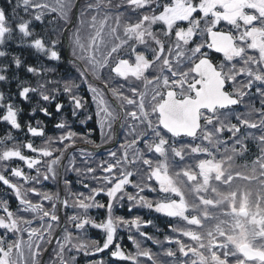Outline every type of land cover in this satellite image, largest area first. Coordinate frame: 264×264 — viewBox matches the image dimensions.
<instances>
[{"label":"snow or ice","instance_id":"obj_1","mask_svg":"<svg viewBox=\"0 0 264 264\" xmlns=\"http://www.w3.org/2000/svg\"><path fill=\"white\" fill-rule=\"evenodd\" d=\"M153 3L17 0L13 13L21 7L25 14L34 13L31 20L16 25L19 33L30 37L32 20L43 23L51 17L49 23L57 26L53 31L70 50L69 64L76 72V77L62 84L45 80L37 87L22 86L19 96L27 100L30 93L39 92L41 100L49 102L55 97L47 86L55 84L52 92L62 89L75 117L86 107L87 101L77 94L86 85L95 111L85 120L95 118L102 143L90 139L91 132L80 135L61 121L55 125L61 134L49 136L39 147L29 141L0 149V162L18 159L36 173L28 174L20 167L11 169V178L0 173V183L18 201L12 210L7 200H0V264H43L42 257L54 241L53 264H75V256L70 255L73 250L89 255L110 249L119 228L139 232L142 225L151 223L140 217L116 216L114 210L125 198L129 211L133 205L143 206L186 222L184 229H173L192 242L174 241L185 264L189 255L194 258L191 264H264V0H168L163 5L157 2L156 9L147 12ZM222 21L231 30H217ZM156 25H162L159 32L154 30ZM12 31L6 10L0 7V45ZM198 36L205 39L197 43ZM59 43V39H52L46 45L42 38H36L31 46L50 60L59 61ZM205 49L222 54L223 62L215 64ZM5 55L0 51V57ZM14 63L19 67L21 61L15 58ZM27 71L41 74L31 66ZM5 79L0 74V81ZM3 101L0 93V108L4 109L0 121L21 129L19 110ZM241 105L247 110L236 113L232 122L234 109ZM55 107L60 112L64 105L57 103ZM40 111L51 115L47 108ZM121 131L122 142L99 164H95L94 151L76 147L82 140L98 149L118 139ZM27 132L32 137L45 135L39 121L36 127L29 124ZM225 133L230 135L222 139ZM180 137L192 138L193 143L177 146ZM12 139L8 134L0 142ZM141 143L144 149L139 147ZM250 143L257 145L258 155L250 166L245 164L243 171L238 170L235 160L248 154ZM24 149L33 155H25ZM177 158L180 162L194 158L196 163L174 171ZM78 162L83 166H77ZM69 172L88 177L96 186L80 180L87 195L69 191L63 199L59 192L41 190L43 182L49 180L57 185L62 180L65 188H70L66 178ZM134 177L139 179L134 182ZM237 181L245 183L241 186ZM29 184L33 186L26 187ZM251 184L256 185L255 191L247 187ZM129 186L134 193L126 190ZM145 190H158L163 198L155 202L147 199L142 194ZM29 194L37 199L29 198ZM101 194L107 198L106 204L99 202ZM69 208L73 214L67 216V224H62L61 209ZM93 208L106 209L105 218L97 222L88 215ZM206 222L210 224L207 228ZM88 226L105 234L102 245L83 238ZM73 230L80 235L74 236ZM140 235L152 239L147 233ZM129 239L137 251L125 253L115 244L113 258L129 264H164L159 254L141 248L131 235ZM165 239L173 242L170 237ZM163 256L173 258L176 253L167 249Z\"/></svg>","mask_w":264,"mask_h":264},{"label":"flooded vegetation","instance_id":"obj_2","mask_svg":"<svg viewBox=\"0 0 264 264\" xmlns=\"http://www.w3.org/2000/svg\"><path fill=\"white\" fill-rule=\"evenodd\" d=\"M159 3L160 5H163L164 3H167V0H154V3L151 8L146 9L147 12L151 13L153 10L156 9V3ZM3 8V7H2ZM18 18L21 17V14L17 15ZM133 22H135V15L132 17ZM20 22H9L10 26L12 27L13 31L12 33L6 37L5 43L3 45H0V51H4L6 53L5 56L0 57V69H5L4 71H0V74L5 75L6 79L4 81H0V93H3L4 95V101L3 103L6 105L8 103L13 104L15 108H17L18 111V121L21 124V129L16 130L12 129L6 122L0 121V141H3L4 138L11 134L13 143L11 144V147L15 144H24L29 141H32L35 146L39 147L43 144V141L46 140L49 136L57 137L58 134L54 133L53 127L63 121L68 127H70L73 131L77 132L80 135L87 134L91 132V135L89 136L90 139L95 141L97 144L102 143L101 134L99 131V128L96 125L95 118L93 117L92 120H85V117L94 113L95 111V105L92 104L91 101V93L87 91V86H82L79 91L78 95H81L84 97V99L87 101L86 107L83 110H80L77 116L72 115V109L73 105L71 104L69 98L67 95L63 94L62 89L58 92L53 93L52 92V86L53 84L48 85L47 91L48 93L52 94L55 99L45 102L41 100L40 94L37 93H30L29 99L25 100L19 96V87L15 85V82L18 83L20 79V75L23 72V70L26 68L22 66V60L28 57L30 60H32L34 63L37 58H40L42 55L41 52H38L34 47L31 46L32 40L36 38H42L45 43H50L52 39H57L55 35H53V28L52 26L54 24H50L49 21H45L43 23L38 21H32V23L29 26L30 32H32V36L30 37H23L21 33L16 28V25ZM180 23V26L187 27V24L184 22H178ZM56 26V25H55ZM45 27V32H41L42 28ZM203 27V25H202ZM162 28V25H156L154 26V30L159 32ZM217 30H223V31H229L231 30L230 26H228L225 22H221L217 26ZM197 43H200L202 40L205 39L203 36H198L195 38ZM28 41V46L24 44L25 41ZM23 43V45H22ZM209 52V56L212 59V61L219 65L221 62H223L224 58L223 55L220 53H215L214 51L207 50ZM61 54L60 61H55L54 68L50 72H44V76L46 80H52L53 77L60 74L61 77V84L64 80L69 79V74L71 71H74V67H69V59L65 56V52L60 50H57ZM45 60H47L49 63L48 69L52 68L53 60H50L48 58V55L44 54ZM19 58L21 61V64L19 67L16 66L14 63V59ZM150 58V57H149ZM60 65V66H59ZM75 72V71H74ZM55 73V74H54ZM49 77V79H47ZM243 79V77H241ZM80 81L77 78V84H79ZM240 83V80L237 81V84ZM30 87H33V85H29ZM35 87V86H34ZM229 91H231V87L228 88ZM255 89H252V92L254 93ZM250 99V98H249ZM249 99L245 100V105L248 104ZM61 103L64 105L63 109L60 112L56 111V104ZM255 104L257 107H259V100L258 98L255 100ZM47 108L48 111L51 113L50 116H45L41 111L40 108ZM33 108L36 109L35 112H33ZM247 109L244 105H241L234 109L232 122H235V114L236 113H242L245 112ZM4 109L0 108V115H3ZM85 120V123L81 124L80 121ZM37 121L40 122V127L44 128L45 135L43 138L40 137H32L27 132V126L31 124L33 127L37 126ZM68 129L66 128L65 131ZM61 134V132H60ZM59 134V135H60ZM229 133H225L221 138L227 139ZM124 138V133L121 131L119 132V138L115 139L107 144H103L102 147L98 149H93L92 145H86L83 143L82 140L77 141L76 147H84L88 149L89 151L95 152V164H99L102 160L107 159V153L108 151H115L119 144L122 142ZM177 146L180 144H190L193 143L192 138L188 137H180L177 138ZM9 142V141H7ZM170 139V143H171ZM196 144L200 143V140L195 141ZM5 147V142H0V149ZM8 147H10L8 145ZM141 149H144V145L141 143L139 145ZM25 155H33L30 153L27 149L23 150ZM258 155V147L255 143L249 144V152L246 156L243 158L235 160L234 167H236L238 170L243 171V166L245 164L251 165V161L256 158ZM199 158H204L203 156ZM196 160L194 158H186L183 162H180L177 158V164L176 168L173 169L178 170L179 168L184 167L187 164H195ZM77 166L82 167L83 165L78 162ZM95 166V165H93ZM20 167L22 168L26 173L35 175L34 170H29L26 168V166L23 164L22 161L18 159H13L8 162H0V173L5 174L9 178H11V169ZM99 174V173H98ZM66 178L70 181V188H65L63 181L57 185L55 182L49 180L46 182H43L42 191H51V192H59L61 195V198H66L68 196V192H84L86 195L88 193V190L85 189L82 186V183L78 182L80 180L83 181V183H89L90 187H95V183L90 182V179L88 177H78L75 172H69L66 174ZM139 179V177H134L133 180L136 182ZM13 182H17L16 179H13ZM22 183V181H20ZM245 182L243 181H237L236 184L243 186ZM33 185L29 184L26 185V187H32ZM153 187H156L158 189V185H156L154 182L152 184ZM41 187V186H37ZM252 191L256 190V185L251 184L247 186ZM128 192H135V189L131 186H129L126 189ZM147 199L153 200L154 202L162 199L163 194L159 193L157 190L156 192L145 190L142 193ZM29 198H33L31 194H29ZM0 200H7L9 202V205L12 210H15L18 206V201L16 200L14 194L9 190L6 186H4L2 183H0ZM99 202L101 203H107V198L104 195H100L98 197ZM188 200L191 202L193 200V197L191 195L188 196ZM209 211L218 213V209H209ZM73 214V209L69 208L67 210L61 209L60 215L62 217V224H67V216ZM114 214L116 216H122L126 219H132L134 217H140L143 221H151L150 224L142 225L139 232L135 228H128V227H121L118 229L117 234L115 236V243L110 246V249H105L102 253H92L89 255H84L83 252L77 253L75 250H73L70 255L75 256V264H96L97 261H103L104 264H129V262L121 261L113 258L111 256V251L114 250L115 244H119L121 246V249L125 253H135L137 251L135 244L132 240L129 239V236L131 235L134 240L140 243L141 248L150 249L152 253L159 254V259H161L164 264H185V258L181 256V254L178 251V245L174 242L176 239L182 240L185 244H191L192 242L187 238L180 235L179 231H173V229H184L187 227L186 222L182 221L179 218H173L168 217L162 213H157L154 209H148L143 206H137L133 205L132 210L129 211V202L125 198L123 201L122 206H117L114 210ZM195 214V213H190ZM88 215L93 217L97 222L103 220L106 216V209H89ZM210 226L209 223L206 222L205 228ZM68 227L71 229V225H68ZM193 230H195V226H192ZM140 232L147 233L148 236H150L152 239H146L140 235ZM63 233H58V235H62ZM0 235H3L2 230H0ZM73 235L77 236L80 235L75 230H73ZM105 234L98 229L92 228L91 226H88L83 234V238L88 241H97L100 245L103 244ZM166 237H170L172 239V243H169L168 240H166ZM8 239H12L11 236L8 237ZM159 243H156V242ZM55 248V241L53 242V245L49 247L48 252L42 257L43 264H53L55 253L53 249ZM167 249H172L176 256L173 258H167L163 256V253ZM194 259L191 255L187 258L186 264H191V260ZM234 264V262H233Z\"/></svg>","mask_w":264,"mask_h":264},{"label":"trees","instance_id":"obj_3","mask_svg":"<svg viewBox=\"0 0 264 264\" xmlns=\"http://www.w3.org/2000/svg\"><path fill=\"white\" fill-rule=\"evenodd\" d=\"M8 4H15L14 0H12L11 3H9V0H0V6L1 7H7Z\"/></svg>","mask_w":264,"mask_h":264},{"label":"rangeland","instance_id":"obj_4","mask_svg":"<svg viewBox=\"0 0 264 264\" xmlns=\"http://www.w3.org/2000/svg\"><path fill=\"white\" fill-rule=\"evenodd\" d=\"M167 2H168V0H167ZM23 14H25V12H24ZM32 15H34V13H32ZM32 15H31V17H32ZM47 19H49V17H48ZM53 35H57L56 32H54ZM25 59H26V58H25ZM47 79H49V77H47ZM49 80H50V79H49Z\"/></svg>","mask_w":264,"mask_h":264}]
</instances>
